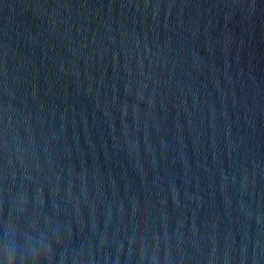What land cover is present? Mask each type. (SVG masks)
<instances>
[{
    "label": "water",
    "instance_id": "95a60500",
    "mask_svg": "<svg viewBox=\"0 0 264 264\" xmlns=\"http://www.w3.org/2000/svg\"><path fill=\"white\" fill-rule=\"evenodd\" d=\"M0 264H264V0H0Z\"/></svg>",
    "mask_w": 264,
    "mask_h": 264
}]
</instances>
